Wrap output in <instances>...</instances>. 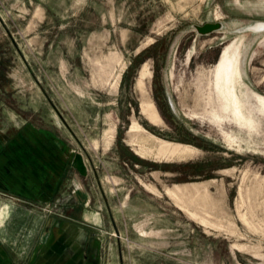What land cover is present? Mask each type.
<instances>
[{"label": "rangeland", "instance_id": "obj_1", "mask_svg": "<svg viewBox=\"0 0 264 264\" xmlns=\"http://www.w3.org/2000/svg\"><path fill=\"white\" fill-rule=\"evenodd\" d=\"M0 264H264V0H0Z\"/></svg>", "mask_w": 264, "mask_h": 264}, {"label": "bare ground", "instance_id": "obj_2", "mask_svg": "<svg viewBox=\"0 0 264 264\" xmlns=\"http://www.w3.org/2000/svg\"><path fill=\"white\" fill-rule=\"evenodd\" d=\"M242 57H243V53L241 54L240 60H239L240 74H241V78L243 79V76H242ZM234 88L236 90L235 74H234ZM227 92H229V91H227ZM236 98L239 100L238 95H237V91H236ZM238 100L236 101V103L238 105H240V102H238ZM150 118L154 122H156V120H157V116L153 112L151 113ZM192 154H193V149H191L189 147L180 146V145H172V144H169V143H166V142H163L161 148H159L158 151H157V155H158L159 158H170V157H173V158L183 159V158L190 157ZM191 194H196V195L202 194V191L201 190H197L196 192L189 193L187 196H190Z\"/></svg>", "mask_w": 264, "mask_h": 264}, {"label": "water", "instance_id": "obj_3", "mask_svg": "<svg viewBox=\"0 0 264 264\" xmlns=\"http://www.w3.org/2000/svg\"><path fill=\"white\" fill-rule=\"evenodd\" d=\"M221 29H222L221 23H208V24H205L203 26H197L196 27L198 34H200L202 36L218 32Z\"/></svg>", "mask_w": 264, "mask_h": 264}, {"label": "flooded vegetation", "instance_id": "obj_4", "mask_svg": "<svg viewBox=\"0 0 264 264\" xmlns=\"http://www.w3.org/2000/svg\"><path fill=\"white\" fill-rule=\"evenodd\" d=\"M224 54V53H223ZM235 74V72H233Z\"/></svg>", "mask_w": 264, "mask_h": 264}]
</instances>
